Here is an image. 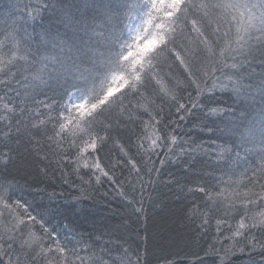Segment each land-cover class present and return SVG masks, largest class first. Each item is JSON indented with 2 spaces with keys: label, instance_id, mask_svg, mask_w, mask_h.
<instances>
[{
  "label": "snow or ice",
  "instance_id": "1",
  "mask_svg": "<svg viewBox=\"0 0 264 264\" xmlns=\"http://www.w3.org/2000/svg\"><path fill=\"white\" fill-rule=\"evenodd\" d=\"M187 122L209 140L177 135ZM16 158L110 184L137 220L168 163H199L197 179L167 182L179 219L227 241L220 264L264 255V0H26L0 14V264H148L131 237L58 227Z\"/></svg>",
  "mask_w": 264,
  "mask_h": 264
},
{
  "label": "trees",
  "instance_id": "2",
  "mask_svg": "<svg viewBox=\"0 0 264 264\" xmlns=\"http://www.w3.org/2000/svg\"><path fill=\"white\" fill-rule=\"evenodd\" d=\"M25 2L26 0H0V14L9 5H23ZM66 2L71 3L74 0ZM45 24H48V20H45ZM55 27L58 25L53 21V30ZM36 30H40L38 24ZM223 99L230 103L226 96ZM176 134L185 140L193 138L197 142H207L210 138L208 133L193 128L191 122L182 124ZM201 166L198 163L189 170L183 159H173L168 163L161 170L162 174L155 184V190L146 189L145 195L150 191L152 201L145 204L147 219L142 217L139 220L110 184H82L70 171L67 176H62L59 170H50L48 175L44 176L35 166H29L26 160L20 158H16L11 170L21 183L33 184L43 190L35 202L52 209L54 222L60 228L67 225L70 229L84 234L86 238L101 237L102 241L119 235L131 237L139 244L141 251L148 250V264H162L158 257L169 253H179L176 258L185 264H195V254H199L205 264H220V258L224 257L225 249L229 247L227 241L220 237L222 246L221 243L215 242V232L210 231L208 236L201 237L195 224L185 226V222L179 219L182 216L179 211L181 206L173 195L175 185L167 183L169 179L179 180L181 183L195 180L197 176L194 173L198 172ZM117 175L120 173L117 172ZM49 194H53L54 198L49 200ZM109 234L113 236L110 237ZM211 245H214L215 250L210 248ZM228 259H231L233 264H252L253 261L255 264H264V255H260L259 250L251 256L247 252H237Z\"/></svg>",
  "mask_w": 264,
  "mask_h": 264
}]
</instances>
